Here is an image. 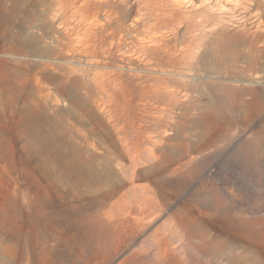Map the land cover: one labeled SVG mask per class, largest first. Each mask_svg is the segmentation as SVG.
Wrapping results in <instances>:
<instances>
[{"label":"rangeland","instance_id":"374dc122","mask_svg":"<svg viewBox=\"0 0 264 264\" xmlns=\"http://www.w3.org/2000/svg\"><path fill=\"white\" fill-rule=\"evenodd\" d=\"M0 4L11 22L0 39V264H264L260 240L203 251L178 222L208 219L210 239L225 218L264 217V0ZM59 152L148 185L152 204L126 184L98 207L111 226L128 203L123 239L100 241L98 220L77 235L60 223L73 205L91 210L98 187L76 183ZM14 194L33 199L30 245Z\"/></svg>","mask_w":264,"mask_h":264},{"label":"bare ground","instance_id":"6f19581e","mask_svg":"<svg viewBox=\"0 0 264 264\" xmlns=\"http://www.w3.org/2000/svg\"><path fill=\"white\" fill-rule=\"evenodd\" d=\"M90 9H91V7H90ZM93 13H94V15H96L95 11ZM98 17H99V15H98ZM10 23H11L10 19H9L6 11L4 10L3 5L0 4V29H1V31H3V29L5 31L4 33L0 32V39L2 37H4L5 39L7 38L8 34L10 32V25H11ZM102 23H103V21H102ZM8 72H10V71H8ZM6 84L9 85V84H11V82L9 80H6ZM65 91L68 94L72 93L71 88H70V90L66 89ZM34 119L35 118L33 117V115H31L28 118V123L29 124L33 123ZM115 146L118 148L117 144H115ZM79 149H80V147H79ZM149 151H152V149H149ZM143 152L144 151L140 145L135 146L134 151L132 152V157H133L132 163H133V165H135L134 159L138 160L139 158H141V153L143 154ZM59 153H60L59 156L62 155L63 159L65 161L64 162L65 167H66L65 170H66L67 174L71 175L72 178L74 177L76 179L75 180L76 183L82 184L83 186H85L86 191L89 190L88 188L93 183H95L98 187L95 190L94 194H92L90 196L87 195V197L85 199L86 201L83 203L85 206H88L91 210L84 212L83 210L78 209V207L76 205H73V207L75 209L74 210H65L64 220L60 223H63L67 230H69L70 232L73 231L77 235L80 231L85 229L87 226H90V222L92 220H98L99 222H97L98 227L96 228V231L98 230V232L100 234V237H99L100 241H104V242L105 241H114L115 242V241H120L121 239H123L124 232H126L129 229L134 228L133 224H131L129 222V220H127L124 217H121V215L124 214V212L129 208L128 203L121 205L119 210L113 211L116 223L114 225H111V226L107 225L102 220V214L98 210V207L101 208V207L105 206L107 200L110 197H112L113 195L118 194L121 190H123L125 188L126 184H128V186H129L128 187L129 191L134 193L135 196H140L144 200L146 206L148 204H152L151 202L153 200L151 199V196L145 195L146 192H149V189H150L148 187V185H145L142 187L138 186L135 183L134 176H132L129 180L125 179V178H123L121 181L114 180L112 178V176L115 174L117 175L118 172L112 164L110 166H108L107 173L105 175H103L102 172L93 168V166H94L93 165V163H94L93 159L87 160V159H84L83 156H81V155L78 158H76V157H73L70 153H69L70 155L69 154L65 155L63 152H59ZM114 155H116L117 157H122L124 155V152L119 149V151ZM177 161H178V159H177ZM159 162H160V160H159ZM174 162H175V160L172 162V164ZM156 166H158V165H156ZM157 170H159V169H157ZM67 174H65V175H67ZM148 174L150 175V173L147 172V174H145V176ZM159 174H161V170L157 171V172L154 170L153 175L154 176L157 175L155 181H156V183H158L160 185L163 182V179H161L160 176H158ZM67 177H69V176H67ZM135 196L133 198L132 207L134 205H138L139 206V212H143L144 211L143 206L141 207V205H139L138 199L135 198ZM12 198H13V201H17L21 205V207H20L21 209H19V211H17L18 214L19 215L22 214V216H24V218L22 217L24 225L21 226L20 230H19L20 241L22 242L20 245L21 246H24V245L26 246L28 244L30 245L29 242H32L34 240V236H35L32 234L33 217H34L33 208H32L33 199L30 198L27 202H24V201L22 202L20 200L19 196H17L16 194H14V196H12ZM197 200H198V202L203 203V200L201 198H198ZM13 201H11V202L13 203ZM154 206L156 208V205H154ZM132 207L130 208V211L133 214L134 208L132 209ZM9 212H11L10 210L8 211V214L12 215V213H9ZM110 213H111V211H110ZM152 213L154 215L158 214V213H156V211H153ZM15 215L18 216L17 214H15ZM48 216H49V214H48ZM178 218H179V221H178L179 227H180L181 231L185 232L186 237L189 240V242L193 246H195L199 249H203V251L206 249L208 250V248L213 247V245H215L216 243H217V245L223 247V246L227 245V243H229V242H231V243L247 242L249 244H251V242L255 241V240H260V241L264 242V229H262V227H261L262 223L264 222V217H261V216L250 217V218L240 217V218H236V219H231L230 221H228V220L225 221L226 220V218H225V220L222 221V224L219 225L220 228H217V233L213 234V237H210V239H209V236L211 233H210L209 228L207 226V223H209L208 219H201L200 220V219L194 218V219L189 220L188 222H184L186 217L181 213L178 214ZM225 223L228 224L227 228L225 226ZM89 228H91V227H89ZM163 230L164 229L159 227L156 231L153 232L152 236H154L156 238H161L160 235L163 233ZM96 234H98V233H96ZM39 236H40V234L37 235V237H39ZM196 236L200 237L199 241H198L199 243H197V241L195 240ZM28 248H30V247H28Z\"/></svg>","mask_w":264,"mask_h":264}]
</instances>
